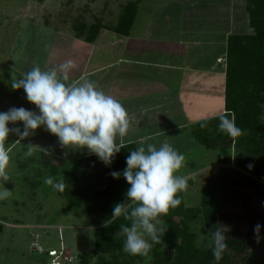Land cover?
Returning a JSON list of instances; mask_svg holds the SVG:
<instances>
[{"label":"trees","instance_id":"trees-1","mask_svg":"<svg viewBox=\"0 0 264 264\" xmlns=\"http://www.w3.org/2000/svg\"><path fill=\"white\" fill-rule=\"evenodd\" d=\"M138 9L139 0L127 2L113 31L128 36ZM246 9L253 32L229 38L225 92V111L234 113L243 135L233 140L222 133L218 117L203 121L205 127L201 123L193 126L197 141L216 152L219 167L199 189V204L188 205L181 193V204L160 218L166 232L147 257L123 251L125 234L121 225H129V220L121 216L109 227L104 226L114 206L126 202L130 187L123 176L115 179L111 173L126 168V157L130 150L138 148L136 144H127L110 167L95 155L69 162L43 154L42 163L50 169L52 178L63 179L65 183L62 192L57 190L58 194L76 214H82L84 209L88 224L94 228L93 248L79 253L77 263L74 257V261L66 264H146L150 257L152 264H215L207 244L198 245L199 235L192 229L198 221H203L206 233L210 229H227L228 251L221 264H264L257 246V243L264 246V229L259 240L254 232L257 224H264V0H246ZM103 27L107 26L100 19L92 24L77 19L72 25L75 34L88 42L95 41ZM18 165L20 169L28 168L26 163ZM42 184L40 181L33 186ZM3 231L0 224V233ZM62 246L68 250L61 243ZM50 251L46 252L47 257Z\"/></svg>","mask_w":264,"mask_h":264},{"label":"crops","instance_id":"crops-1","mask_svg":"<svg viewBox=\"0 0 264 264\" xmlns=\"http://www.w3.org/2000/svg\"><path fill=\"white\" fill-rule=\"evenodd\" d=\"M239 2L243 9L238 6ZM140 5L141 0L138 13ZM144 12L147 21L140 20L137 14L133 24L141 22L142 32L139 34L132 33V27L128 36L113 29L109 35L106 30L114 28L115 21L113 26L103 23L107 27L101 29L95 41L88 42L70 27H62L64 30L59 32L70 39L67 51L54 48L61 55L53 52L50 61L39 66L42 69L58 67L72 59L76 64L71 73L73 79L89 78L126 107L132 120L131 131L125 138L126 145L154 144L159 147L168 142L185 156V169L193 164L192 150L213 157L210 153L215 151L196 141L192 128L225 112L229 38L253 32L250 15L246 0H150ZM19 47L23 50L22 44ZM21 55L22 51L19 53L20 62L14 65L11 62L10 74L4 81L0 80L3 85L0 88L4 90L0 105L5 106L1 112L14 106L38 111L27 100L23 89L11 87L14 81L31 70L27 66L34 65L28 63V54ZM53 61L56 63L51 66L49 63ZM9 126L22 127V123ZM9 138L14 140L12 148L21 143L28 150L31 143L41 158L47 153L72 162L90 156L86 149L63 148L58 138L43 128L17 144L18 137L14 133ZM204 168V165L189 167L179 174H185L189 181V177Z\"/></svg>","mask_w":264,"mask_h":264},{"label":"clouds","instance_id":"clouds-1","mask_svg":"<svg viewBox=\"0 0 264 264\" xmlns=\"http://www.w3.org/2000/svg\"><path fill=\"white\" fill-rule=\"evenodd\" d=\"M75 68L72 59L58 67L42 69L36 65L12 83L13 89H23L27 100L38 111L14 106L0 112V185L5 186L11 180L12 143H9V137L13 133L18 137L15 142L19 143L43 128L55 135L63 148L86 149L89 155H95L109 167L117 154L126 148L125 138L132 127L126 107L89 78L73 79L71 73ZM218 119L219 130L228 137L235 140L243 135L234 113L221 112ZM21 123L22 127L9 126ZM205 126L206 122H201V127ZM30 145L27 156L33 153ZM129 152L126 168L122 172L111 173L115 179L123 176L130 185L126 192L127 200L114 206L104 226L109 227L121 216L129 220V225H121L125 234L123 251L132 256L147 257L152 246L161 243L166 232L160 218L178 207L182 202L180 194L187 191V178L179 174L184 167L185 156L168 142L159 147L141 145ZM252 167L250 164L249 168ZM46 183L61 192L65 188L63 179L54 182L48 178ZM10 195L7 187H0V200ZM262 229L264 224H257L254 228L258 240ZM226 233L227 229L216 228L201 237L207 241L215 264H221L228 251Z\"/></svg>","mask_w":264,"mask_h":264},{"label":"rangeland","instance_id":"rangeland-1","mask_svg":"<svg viewBox=\"0 0 264 264\" xmlns=\"http://www.w3.org/2000/svg\"><path fill=\"white\" fill-rule=\"evenodd\" d=\"M129 1L131 0H0V80L4 81L10 74L11 62H20L21 51V56L28 54V63L34 64L32 67L27 66L28 70L36 65L44 66L50 61L54 48L67 51L70 39L59 32L64 30L62 27L72 29L77 19L90 24L100 19L105 25L113 26L123 6ZM148 1L150 0H141L138 13V18L144 22L148 19L144 12ZM238 6L243 9L241 2ZM157 22L165 26L163 22ZM109 28L111 30L106 31L110 35L113 27ZM141 32L142 24L136 21L132 33ZM21 44L23 50H19ZM55 53L61 55L60 51ZM56 62L49 64L53 66ZM0 86H3L2 83ZM3 91L0 88V95ZM1 110H5V106L0 105V112ZM193 138L197 141L195 136ZM9 143L13 144L14 140L9 138ZM24 146L25 144L19 143L16 148H12L11 145V180L5 186L0 185L11 191L7 199L0 200V224L4 226V231L0 233V264H48L51 260L46 252L60 250L61 243L68 248L66 255L73 259L75 257V261H72L77 263L76 256L79 253L93 248L94 228L88 224L84 209L82 214H76L75 209L67 205L58 191L46 183L48 178L56 182L50 169L43 165V158L34 150L31 156H27ZM192 152L193 164L185 169L183 167L180 172L200 165L205 168L189 177L187 191L182 194L188 205H197L201 201L199 189L219 165L215 152L210 153L213 157L206 153L202 156L197 149ZM20 162L28 164V168L20 169ZM40 181H43L42 187L33 186V183ZM192 229L199 235L198 245L207 244L206 240L201 239L207 234L203 221L194 223ZM257 246L258 256L264 259V246L259 243ZM150 258L146 264L153 263Z\"/></svg>","mask_w":264,"mask_h":264},{"label":"built area","instance_id":"built-area-1","mask_svg":"<svg viewBox=\"0 0 264 264\" xmlns=\"http://www.w3.org/2000/svg\"><path fill=\"white\" fill-rule=\"evenodd\" d=\"M66 248L64 246L61 247L60 250L53 249L49 252L50 262L48 264H66L67 262H71L73 260L72 256L68 257L66 255Z\"/></svg>","mask_w":264,"mask_h":264}]
</instances>
